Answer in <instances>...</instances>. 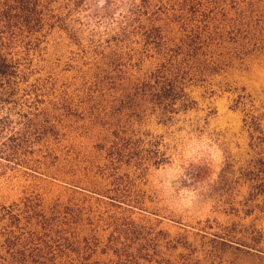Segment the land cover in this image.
I'll return each mask as SVG.
<instances>
[{
	"label": "rangeland",
	"instance_id": "obj_1",
	"mask_svg": "<svg viewBox=\"0 0 264 264\" xmlns=\"http://www.w3.org/2000/svg\"><path fill=\"white\" fill-rule=\"evenodd\" d=\"M59 7L8 117L31 144L0 161V264H264V0L187 5L208 40L165 121L111 86L161 65L108 42L122 6Z\"/></svg>",
	"mask_w": 264,
	"mask_h": 264
},
{
	"label": "trees",
	"instance_id": "obj_2",
	"mask_svg": "<svg viewBox=\"0 0 264 264\" xmlns=\"http://www.w3.org/2000/svg\"><path fill=\"white\" fill-rule=\"evenodd\" d=\"M93 1L95 0H0V108L5 110V116L0 119V161L14 164L20 145L31 144L28 135L23 133L24 124L15 129L8 117L14 107L25 105L17 97L19 91L29 93L36 90V86L28 84L32 74L31 63L40 45L54 28H58L60 21L54 12L63 3L80 6ZM191 1L101 0L103 7L98 18H109L113 9L122 6L123 15L119 21H115V29L107 39L108 42L125 44L136 39L138 42L134 41V44H140L144 56L161 61L158 70L144 81L126 77L111 85L127 91L134 89L141 115L147 112L150 116H157L165 121L172 115L190 109L182 82L188 78L192 65L197 68L200 65L198 59L201 42L208 40L198 27L195 26L190 33L186 26L185 8ZM199 8L200 5L195 3L194 16ZM112 73L116 74V71ZM21 86L24 90L20 89ZM14 114L24 123L30 122L25 115ZM18 162L16 166L26 164ZM253 180L254 183H264L262 179ZM33 256L38 262L33 264H42L52 258L53 254L36 251Z\"/></svg>",
	"mask_w": 264,
	"mask_h": 264
}]
</instances>
